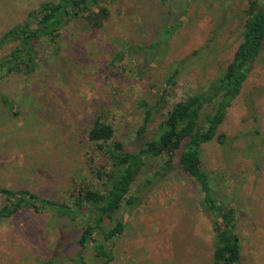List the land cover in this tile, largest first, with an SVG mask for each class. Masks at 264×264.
<instances>
[{"label":"rangeland","instance_id":"1","mask_svg":"<svg viewBox=\"0 0 264 264\" xmlns=\"http://www.w3.org/2000/svg\"><path fill=\"white\" fill-rule=\"evenodd\" d=\"M42 1L0 0V38ZM251 1L264 10V0H104L111 15L101 30L86 32L83 21L70 24L64 31L63 59L46 63L33 79L0 81L3 93L25 101L20 117L0 105V185L39 188L45 197L62 200L68 186L89 172L90 148L82 136L94 107L102 103L111 107L119 137L130 147L139 146V101L154 104L170 67L215 39L216 61L207 63L211 67L206 79L214 78L239 44ZM179 22L167 45L154 47L167 37L166 25ZM11 49L0 46V58ZM119 52L124 55L116 58ZM54 67L58 72L52 74V93L47 77ZM202 79L197 65L182 71L159 111L197 91ZM35 100L42 115L52 107L55 116L53 121L40 116L45 123L30 128ZM157 114L152 128L161 119ZM220 131L228 141L203 147V169L217 192L237 209L243 263L264 264V50ZM164 163H149L134 187L138 205L125 218L126 230L115 243L112 264H211L214 234L210 218L199 207L198 189L177 165L166 171ZM150 178L153 182L146 185ZM85 222L80 217L67 225L73 228L67 232V245L80 237ZM58 224L49 214L32 211L2 222L0 264H43L50 259L72 264L74 245L55 251ZM87 264H99L92 250Z\"/></svg>","mask_w":264,"mask_h":264},{"label":"trees","instance_id":"2","mask_svg":"<svg viewBox=\"0 0 264 264\" xmlns=\"http://www.w3.org/2000/svg\"><path fill=\"white\" fill-rule=\"evenodd\" d=\"M103 3L104 0L40 2L28 12L23 22L3 32L0 46H12V49L0 58V81L14 76L23 80L33 79L46 63L56 58L63 59L61 55L65 47L62 44L66 27L73 22L83 21L84 31L101 30L111 15ZM249 5V17L239 44L226 67L220 69L214 78L206 79L211 67L207 63L216 61L215 39L206 48L194 51L170 67L160 97L154 104L144 99L139 101L143 116L136 133L141 140L139 146L130 147L119 137L118 129L111 120L109 105L102 103L94 107L82 136V141H86L90 148L86 160L88 174L79 175L80 182L74 187L68 186L66 196L60 201L58 198L45 197L39 188L32 190L24 185L15 188L0 185L3 201L0 224L21 211H32L38 215L47 213L52 221L59 222L55 251L60 247L64 250L72 244L76 249L69 257L72 264H87L90 250L99 264H112L115 260V243L126 230L125 218L138 205L139 197L134 187L145 175L149 163L162 160L165 162L164 170L170 171L177 165L198 189L199 207L210 218L214 234L211 264H244L241 241L236 231L237 209L217 192L211 176L204 171L202 151L209 143H227V135L220 128L264 50V10L257 7L255 1ZM180 25V22L166 25L167 37L154 47L162 44L166 46ZM122 55L119 52L115 57ZM196 65L200 67L202 80H205L203 85L184 100L174 103L165 111H159L182 71H188ZM57 72L56 67L50 71L47 88L54 89L51 87L54 82L52 74ZM32 91L30 87V93L26 95L29 96ZM22 94L25 95V91ZM37 102L34 101L29 112L32 115L30 128L39 122L45 123L40 116L54 120L56 108L50 107L52 112L48 110L42 115L44 111H40ZM0 105L7 108L11 116L20 117L25 101L11 99L0 90ZM157 112L161 119L152 128ZM152 182L150 178L146 185ZM80 217L86 219L83 232L67 245L70 238L68 233L73 230L67 225ZM43 264H58V261L50 259Z\"/></svg>","mask_w":264,"mask_h":264}]
</instances>
